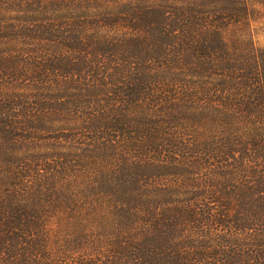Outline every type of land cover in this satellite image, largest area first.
<instances>
[{
    "label": "trees",
    "instance_id": "1",
    "mask_svg": "<svg viewBox=\"0 0 264 264\" xmlns=\"http://www.w3.org/2000/svg\"><path fill=\"white\" fill-rule=\"evenodd\" d=\"M264 0H0V264H264Z\"/></svg>",
    "mask_w": 264,
    "mask_h": 264
},
{
    "label": "rangeland",
    "instance_id": "2",
    "mask_svg": "<svg viewBox=\"0 0 264 264\" xmlns=\"http://www.w3.org/2000/svg\"><path fill=\"white\" fill-rule=\"evenodd\" d=\"M253 39L257 44H264V22H252Z\"/></svg>",
    "mask_w": 264,
    "mask_h": 264
}]
</instances>
